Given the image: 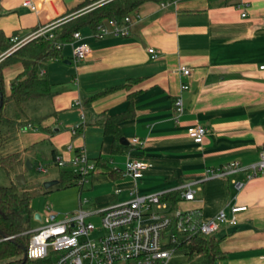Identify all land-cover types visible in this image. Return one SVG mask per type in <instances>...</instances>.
I'll return each mask as SVG.
<instances>
[{"label":"crops","instance_id":"obj_1","mask_svg":"<svg viewBox=\"0 0 264 264\" xmlns=\"http://www.w3.org/2000/svg\"><path fill=\"white\" fill-rule=\"evenodd\" d=\"M31 1L34 10L22 0H0V30L6 36L26 37L96 2L73 11L81 0ZM136 10L140 18L127 37L98 39L81 28L89 54L75 62L65 43L63 59L49 61L44 70L51 94L29 103L31 111L26 106L27 116L39 122L5 129L7 137L15 130L20 149L35 156L67 160L83 151L97 165L87 182L91 191L78 190L75 209L80 195L87 199L85 206L123 199L133 185L120 172L128 156L149 163L135 181L137 191L146 193L203 177L208 168L232 161L249 165L264 154V0H145ZM150 47L157 57H151ZM181 66L188 75L181 74ZM21 70L20 62L3 69L5 89ZM182 83L187 88L181 89ZM176 97L182 100L181 112L174 106ZM112 116L124 117L115 125L117 135L102 124ZM197 124L206 130L200 143L187 133ZM133 137L140 144L131 143ZM247 174L206 176L195 198L178 204L202 219L221 209L229 214L230 205L245 206L236 213V225L221 224L212 235L222 252L217 264H264L259 258L264 171ZM104 186L106 193L100 192ZM115 186L121 188L118 195Z\"/></svg>","mask_w":264,"mask_h":264},{"label":"built area","instance_id":"obj_2","mask_svg":"<svg viewBox=\"0 0 264 264\" xmlns=\"http://www.w3.org/2000/svg\"><path fill=\"white\" fill-rule=\"evenodd\" d=\"M101 1L105 0L96 1L71 16L89 11L102 3ZM21 4L32 10L36 8L31 0H22ZM245 15L243 10L241 16ZM139 18L140 13L134 10L120 20L107 19L97 27L93 36L98 39L107 35L127 37L132 24ZM65 20L66 18H62L39 27L23 38L10 36L12 45L1 57L9 55L33 38L44 36L53 39V30ZM67 44L71 47V56L75 62L84 59L90 52V47L83 42L80 31H74L72 41ZM63 45L55 43L57 49H62ZM148 52L152 58L157 57L153 48H148ZM180 72L188 75L190 71L181 66ZM180 88H187V84H180ZM174 106L178 112L183 110L180 97L175 98ZM205 132L200 124L187 129L189 137L196 143L202 141ZM131 143L140 144V141L133 137ZM55 164L59 168L68 167L80 175L76 185L81 191L97 168L83 151L67 160L55 156ZM148 167V161L128 156L120 172L122 176L130 177L133 185L128 188L123 199L85 206L87 199L80 195L79 207L62 214L55 213L46 206L47 214L43 217L39 215L40 226L26 231L30 233L26 264H168L176 250L182 248L186 251L193 237H211L221 224L236 225V213L245 209V206L230 205L229 214L221 209L214 216L202 219L197 211L181 208L178 204L193 200L196 187L206 176H225L241 170L247 171L246 177L250 178L263 172L264 154L249 165L242 166L232 161L216 169L208 168L207 175L203 177L157 191L140 193L135 187V181ZM39 168L45 171L44 167ZM234 183L238 188L241 185L240 182ZM120 192V187L113 188L114 195ZM93 218L97 220L94 221ZM259 258L264 263V251Z\"/></svg>","mask_w":264,"mask_h":264},{"label":"trees","instance_id":"obj_3","mask_svg":"<svg viewBox=\"0 0 264 264\" xmlns=\"http://www.w3.org/2000/svg\"><path fill=\"white\" fill-rule=\"evenodd\" d=\"M98 0H81L74 9L78 10L85 5ZM145 0H107L89 11L78 14L59 24L53 30V39L44 36L33 38L14 52L1 57L12 45L10 36L0 30V91L2 103L0 106V147L7 138L5 129L34 126L40 119L30 118L26 114V106L34 101L43 99L51 94L49 81L44 73L46 64L54 59H63L61 49L55 47V43L65 44L72 41L74 31H80L88 27L92 32L107 19H122L133 12ZM12 35L17 36L16 33ZM13 62H20L22 70L10 81V93L5 94L3 69ZM11 106V112L5 109L6 104ZM131 112L129 105L126 112ZM122 116L106 117L102 123L105 132L118 134L115 126ZM55 164V154L51 155ZM20 159L19 152L0 154V165L9 173L13 165ZM97 167V165L95 164ZM80 175L69 168L59 171L57 184L59 187L76 185ZM81 189L79 188V191ZM33 190L17 185L11 181L9 185L0 184V264H26L23 253L27 250L30 233L28 222L33 216L30 202L33 198ZM185 254L189 264H215L222 257L219 241L213 236H195L191 239Z\"/></svg>","mask_w":264,"mask_h":264},{"label":"rangeland","instance_id":"obj_4","mask_svg":"<svg viewBox=\"0 0 264 264\" xmlns=\"http://www.w3.org/2000/svg\"><path fill=\"white\" fill-rule=\"evenodd\" d=\"M10 86L9 83L5 89V94L9 95ZM33 106L27 105V109L31 111ZM8 113L11 112V106L9 103L5 107ZM11 152H19L20 159L13 165L12 169L7 173L0 165V184L9 185L11 181L15 182V178L18 175H22L24 178L23 186L27 189L33 190V198L30 202V208L32 211V217L28 222L30 229H34L40 226V219L34 218V214L44 216L47 214L46 206H49L51 211L55 213L70 212L75 209L78 201L79 186L74 185L70 187H59L58 184H54L48 188L43 187V182L59 178V171L63 168H59L54 165L49 155H43L37 153L36 156L31 151H25L20 149L18 143V135L15 130H10L9 136L0 147V154L6 155ZM26 161L33 164L31 168L28 167ZM45 168V171L39 167ZM107 186V185H106ZM109 188H102L100 192H107ZM89 183H85L82 187L84 194L90 193ZM93 195V194H92ZM89 200H93V196L88 195ZM96 221V218H93ZM169 264H189L184 249H178L172 254V258ZM217 264V262H215Z\"/></svg>","mask_w":264,"mask_h":264},{"label":"water","instance_id":"obj_5","mask_svg":"<svg viewBox=\"0 0 264 264\" xmlns=\"http://www.w3.org/2000/svg\"><path fill=\"white\" fill-rule=\"evenodd\" d=\"M64 62H69L68 60H65ZM1 103H2V93L0 91V106H1ZM26 164L28 165L29 168H31L33 166L32 163L26 161ZM24 178L22 175H18L16 178H15V183L17 185H23L24 184ZM58 180L57 179H53V180H48V181H45L43 182V187L44 188H48L54 184H57ZM34 218H37V219H40V216L39 214H34ZM23 260L26 259V252L23 253V257H22Z\"/></svg>","mask_w":264,"mask_h":264},{"label":"bare ground","instance_id":"obj_6","mask_svg":"<svg viewBox=\"0 0 264 264\" xmlns=\"http://www.w3.org/2000/svg\"><path fill=\"white\" fill-rule=\"evenodd\" d=\"M33 32V31H32Z\"/></svg>","mask_w":264,"mask_h":264}]
</instances>
